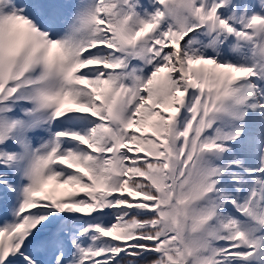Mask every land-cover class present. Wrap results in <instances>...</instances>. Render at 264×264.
Returning a JSON list of instances; mask_svg holds the SVG:
<instances>
[{
  "label": "snow or ice",
  "instance_id": "obj_1",
  "mask_svg": "<svg viewBox=\"0 0 264 264\" xmlns=\"http://www.w3.org/2000/svg\"><path fill=\"white\" fill-rule=\"evenodd\" d=\"M0 205V264H264V0H0Z\"/></svg>",
  "mask_w": 264,
  "mask_h": 264
},
{
  "label": "trees",
  "instance_id": "obj_2",
  "mask_svg": "<svg viewBox=\"0 0 264 264\" xmlns=\"http://www.w3.org/2000/svg\"><path fill=\"white\" fill-rule=\"evenodd\" d=\"M2 214H3V209L0 206V215H2Z\"/></svg>",
  "mask_w": 264,
  "mask_h": 264
},
{
  "label": "rangeland",
  "instance_id": "obj_3",
  "mask_svg": "<svg viewBox=\"0 0 264 264\" xmlns=\"http://www.w3.org/2000/svg\"><path fill=\"white\" fill-rule=\"evenodd\" d=\"M58 195L60 194V193H57Z\"/></svg>",
  "mask_w": 264,
  "mask_h": 264
}]
</instances>
